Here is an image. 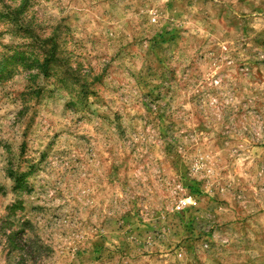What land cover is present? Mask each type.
Masks as SVG:
<instances>
[{
	"label": "rangeland",
	"instance_id": "obj_1",
	"mask_svg": "<svg viewBox=\"0 0 264 264\" xmlns=\"http://www.w3.org/2000/svg\"><path fill=\"white\" fill-rule=\"evenodd\" d=\"M4 223L44 264H264V0H0L15 264Z\"/></svg>",
	"mask_w": 264,
	"mask_h": 264
},
{
	"label": "trees",
	"instance_id": "obj_2",
	"mask_svg": "<svg viewBox=\"0 0 264 264\" xmlns=\"http://www.w3.org/2000/svg\"><path fill=\"white\" fill-rule=\"evenodd\" d=\"M5 225V226H4ZM3 232H5L10 255L13 257L15 264H44V259L50 250L36 240L34 237L27 235V228L20 227L17 231H10L7 234V225L4 223Z\"/></svg>",
	"mask_w": 264,
	"mask_h": 264
}]
</instances>
